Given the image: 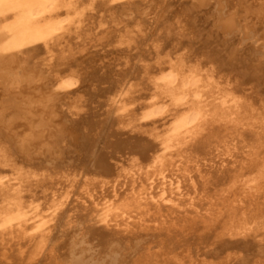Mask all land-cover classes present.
I'll return each instance as SVG.
<instances>
[{
	"label": "bare ground",
	"instance_id": "6f19581e",
	"mask_svg": "<svg viewBox=\"0 0 264 264\" xmlns=\"http://www.w3.org/2000/svg\"><path fill=\"white\" fill-rule=\"evenodd\" d=\"M0 264H264V0H0Z\"/></svg>",
	"mask_w": 264,
	"mask_h": 264
},
{
	"label": "rangeland",
	"instance_id": "374dc122",
	"mask_svg": "<svg viewBox=\"0 0 264 264\" xmlns=\"http://www.w3.org/2000/svg\"><path fill=\"white\" fill-rule=\"evenodd\" d=\"M135 169H136V168H135ZM136 170H137V169H136ZM136 170H134V171H136ZM135 174H137V173H135ZM167 179H168V178H167ZM154 180L156 181V179H154ZM152 181H153V180H152ZM152 183H153V185L155 186V185H157L158 182L154 184V181H153ZM153 185H152V186H153ZM154 186H153V187H154ZM123 188H124V187H123ZM123 188H122V190H123ZM153 198H154V200H155V197H153ZM153 198H151V199H153ZM156 199H157V198H156ZM159 200H160V198H159ZM159 200H158L157 202H160ZM161 200H163V199H161ZM169 200H170V199H169ZM169 200L166 199L167 202H168ZM163 201H164V200H163ZM163 201H162V203H163ZM167 202H165V203H163V204H166ZM168 203H170V201H169Z\"/></svg>",
	"mask_w": 264,
	"mask_h": 264
}]
</instances>
